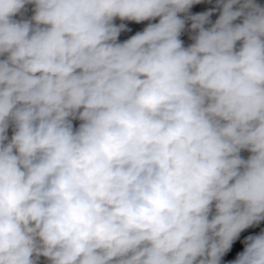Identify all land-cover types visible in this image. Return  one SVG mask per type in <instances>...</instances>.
I'll use <instances>...</instances> for the list:
<instances>
[{"label":"clouds","instance_id":"obj_1","mask_svg":"<svg viewBox=\"0 0 264 264\" xmlns=\"http://www.w3.org/2000/svg\"><path fill=\"white\" fill-rule=\"evenodd\" d=\"M203 2L0 0V264H264V4Z\"/></svg>","mask_w":264,"mask_h":264},{"label":"crops","instance_id":"obj_2","mask_svg":"<svg viewBox=\"0 0 264 264\" xmlns=\"http://www.w3.org/2000/svg\"><path fill=\"white\" fill-rule=\"evenodd\" d=\"M258 3H261V4H264V0H257ZM215 5V0H212L211 3H208L207 0H204L203 3H201L200 5H196L193 7L192 11L193 12H197V11H205V10H208L212 7H214ZM217 18V12L213 14V16L211 17L212 21L214 22L215 19ZM117 23H119V21H117ZM131 28L132 27H135V26H138L136 24H130L129 25ZM144 26H146V23H144ZM136 31V29H134L131 33H123L120 37L121 40H124V39H127L128 36L134 34ZM189 33L188 32H185L183 35H182V39L185 41V44H188V43H191V41L189 40Z\"/></svg>","mask_w":264,"mask_h":264},{"label":"rangeland","instance_id":"obj_3","mask_svg":"<svg viewBox=\"0 0 264 264\" xmlns=\"http://www.w3.org/2000/svg\"><path fill=\"white\" fill-rule=\"evenodd\" d=\"M261 1V0H259ZM144 27V24H141V25H138V26H135V27H132V29H136V31H139V30H142V28ZM243 156L247 157V155H249V153L247 152H243L242 153ZM262 227H264V224H262ZM259 228L257 229H249V230H246L244 233L241 234L239 240H237L234 245H233V249H232V252L229 253V255L226 257L227 259H233L235 257V254L239 251H242L243 250V239L245 236H247L248 234L250 233H253V232H259Z\"/></svg>","mask_w":264,"mask_h":264},{"label":"trees","instance_id":"obj_4","mask_svg":"<svg viewBox=\"0 0 264 264\" xmlns=\"http://www.w3.org/2000/svg\"><path fill=\"white\" fill-rule=\"evenodd\" d=\"M218 14H219V13H218V11H217V16H218ZM145 23H147V22H145ZM9 134H11V133H9Z\"/></svg>","mask_w":264,"mask_h":264}]
</instances>
